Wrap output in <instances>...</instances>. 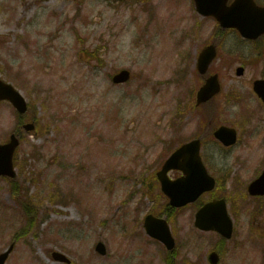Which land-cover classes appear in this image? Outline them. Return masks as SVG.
I'll return each instance as SVG.
<instances>
[{"label":"rangeland","instance_id":"1","mask_svg":"<svg viewBox=\"0 0 264 264\" xmlns=\"http://www.w3.org/2000/svg\"><path fill=\"white\" fill-rule=\"evenodd\" d=\"M214 28V20L198 18L191 0H0V41L6 39L0 76L39 116L38 133L24 137L17 159L22 194L39 206V230L16 242L7 264H66L53 251L73 264H167L168 251L147 235L144 218L168 203L155 179L160 164L203 129L190 100L198 79L187 82L194 54L187 53L185 36L197 34L201 46ZM257 50L264 56L259 44L250 47L234 32L226 37L212 66L221 67L224 86L218 122L235 127L238 142L225 147L209 138L201 151L209 173L225 182L217 194L228 196L234 236L222 242L216 232L198 229L194 203L176 209L169 219L175 264H209L215 247L219 264H264V205L256 213L257 201L247 193L264 168V103L251 84L264 64L236 74ZM122 68L133 79L113 83ZM234 93L243 95L242 105L230 103ZM247 102L256 116L241 125L236 119L248 117ZM185 104L191 112L183 118ZM15 124L13 106L1 102L0 143ZM61 192L66 203L53 198ZM24 223L11 184L0 178V253ZM100 240L106 255L95 250Z\"/></svg>","mask_w":264,"mask_h":264},{"label":"water","instance_id":"2","mask_svg":"<svg viewBox=\"0 0 264 264\" xmlns=\"http://www.w3.org/2000/svg\"><path fill=\"white\" fill-rule=\"evenodd\" d=\"M195 4L202 15L216 17L223 27L237 28L245 37L256 38L264 33V7L258 6L253 0H237L230 6L227 5V0H195ZM216 56L215 45L205 48L199 57V71L207 72ZM239 70L241 73V69ZM130 78V71L123 69L113 77V80L116 83H123ZM255 89L264 100V80L256 81ZM220 90L218 75L211 76L198 92L197 105L206 102ZM2 99L10 100L22 114L28 109L27 101L21 92L13 85L0 79V100ZM24 128L26 131H32L35 129V123L25 124ZM215 136L226 145H230L236 140V130L221 126L215 131ZM19 144L20 139L15 133L11 135L9 142L0 144V176H16L13 159ZM199 149L200 139L184 145L166 160L163 168L157 174L163 192L170 197L171 204L174 206L195 201L203 192L211 190L215 186V179L208 174L201 161ZM174 168L183 170L186 176L171 180L168 172ZM249 191L252 195L264 194V171L258 179L249 185ZM196 225L204 230H217L223 236L231 238L233 222L228 215L225 200H214L202 206L196 215ZM145 227L150 235L163 241L169 249L175 246V239L166 219L156 218L149 214L145 220ZM12 249L13 245L0 255V264H5ZM96 250L103 255L107 252L103 242L96 245ZM53 255L57 260L69 262V259L59 252H55ZM218 259L217 253L214 252L210 255L213 264H216Z\"/></svg>","mask_w":264,"mask_h":264},{"label":"flooded vegetation","instance_id":"3","mask_svg":"<svg viewBox=\"0 0 264 264\" xmlns=\"http://www.w3.org/2000/svg\"><path fill=\"white\" fill-rule=\"evenodd\" d=\"M234 0H228V4H231ZM259 5H264V0H255ZM192 4L194 3L193 0H191ZM195 14L198 16V18L200 20H214L215 22V28L216 29L215 31H213L212 34H209L208 37L209 39L207 41H205V43L203 45H199L197 44V42L199 41L200 37L195 34V33H190V34H187L185 36V49L187 50V53L189 54L190 53V50L193 48V59H194V62H193V71L191 70V68L189 69L190 66H188L186 69V72H187V82L190 80V78H194L195 76L197 77L198 79V83L196 86H200L199 85V82L201 81L202 84L207 80V78L215 73H218L220 76H221V67L217 68V69H213L212 68V65L216 62V60L211 64L208 72L206 74H200V73H197L196 71L198 70V59H199V55L200 53L206 48L208 47L209 45L211 44H215L217 45V48L218 49H222L223 48V45H224V41L226 39V37L228 36L229 33L231 32H234L236 33V36L240 37V41H246L244 43H249L250 47H253L254 43L256 44H260L261 38L255 40V41H252V40H244L238 33L237 31L235 30H223V29H218L216 27V24L218 23L217 20L214 18V17H202L196 10H194ZM263 51V50H262ZM262 51H259L257 50V52L255 51L256 53V57L255 59H252V58H249V62H244L245 63V66L242 64V66L245 67V72L249 69V67L251 66V64L253 63H258L259 65H262V63L264 64V56H261V52ZM253 56V55H251ZM221 66V65H220ZM264 68V67H262ZM189 71V72H188ZM245 74V73H244ZM256 79H264V74H260L259 77H252L251 79V84H252V88H253V85H254V81ZM201 84V85H202ZM197 91V90H196ZM197 94V93H196ZM196 94L194 95L193 97V94L190 95V100H192V104L194 105L195 104V101H196ZM242 96L241 93H234L230 100H231V104L234 103V105H237V104H241L243 103V101L241 100L242 99ZM206 105H209V111L210 113L205 115L203 113L205 107L202 108L201 112H197V110H195V112L198 113V121L202 119L203 117V120H204V126H203V129L201 131H204V128H205V125H206V122H208L209 124V127L213 126V123L215 121V118L217 117V112H218V108H219V105H218V99L217 98H213L211 100H209V102L206 104ZM247 106H248V110H249V115L247 118L245 119H241V118H238L237 116V122L241 125H246V124H249L252 119L256 116V114L254 113V109L251 108V105L249 102H247ZM191 108L189 105H184L183 106V118L184 116H186V114L188 112H191L190 111ZM191 114H188L187 117H190ZM208 119V121H207ZM171 130L174 131L175 130V127L172 126L171 127ZM214 132V131H213ZM201 134V133H200ZM206 136V133H203L202 134V139L203 137ZM207 142V141H206Z\"/></svg>","mask_w":264,"mask_h":264},{"label":"trees","instance_id":"4","mask_svg":"<svg viewBox=\"0 0 264 264\" xmlns=\"http://www.w3.org/2000/svg\"><path fill=\"white\" fill-rule=\"evenodd\" d=\"M94 54V53H90ZM35 118V116H34ZM18 122L22 123L24 122L22 117H18ZM20 134L23 135L21 129ZM11 184V189L13 191V198L16 201V203L21 207V209L24 212L25 215V223L22 226V230H26L27 233H29L33 229L38 228V203L34 202L29 196H23L24 189L22 187V184L18 180H11L9 182ZM58 196V194H57ZM58 200V202L66 203V195L61 192V197H53ZM25 233V232H24ZM224 241L223 239H221Z\"/></svg>","mask_w":264,"mask_h":264}]
</instances>
